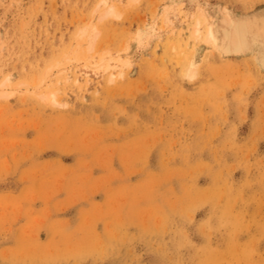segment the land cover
I'll return each instance as SVG.
<instances>
[{
  "label": "rangeland",
  "instance_id": "rangeland-1",
  "mask_svg": "<svg viewBox=\"0 0 264 264\" xmlns=\"http://www.w3.org/2000/svg\"><path fill=\"white\" fill-rule=\"evenodd\" d=\"M263 29L264 0H0V264H264Z\"/></svg>",
  "mask_w": 264,
  "mask_h": 264
},
{
  "label": "bare ground",
  "instance_id": "bare-ground-1",
  "mask_svg": "<svg viewBox=\"0 0 264 264\" xmlns=\"http://www.w3.org/2000/svg\"><path fill=\"white\" fill-rule=\"evenodd\" d=\"M104 14V13H103ZM112 14H114V7H112V6H109V9L105 12V14H104V16L103 17H106V16H110V15H112ZM113 16V15H112ZM202 17H204V16H202ZM202 22V21H201ZM231 24V23H230ZM202 26V25H201ZM199 27H200V22L198 21L197 22V25H196V27H195V29H194V33H195V35H199L200 34V29H199ZM87 29V28H86ZM92 29H94V28H92ZM262 29V28H261ZM83 30V29H82ZM264 30V29H263ZM263 30H261V31H263ZM239 31V30H238ZM82 32V31H81ZM80 32V33H81ZM90 33V31L89 30H83V32H82V34H84V35H86V34H89ZM94 33H95V36L97 35V32H95L94 31ZM88 37V36H87ZM205 40H206V42H210V43H213V44H215V45H217V34H216V31H215V29L212 27V26H208L207 27V29H206V34H205ZM240 37H241V33H239L238 35H235V38L236 39H240ZM92 39H95V37L94 38H92ZM91 39V40H92ZM92 41H94V40H92ZM91 44V43H90ZM170 45H172V44H170ZM92 46H93V44H92ZM91 46V47H92ZM173 47H174V45H172ZM186 46H187V44H186ZM170 48V47H169ZM176 48V47H175ZM172 49V48H171ZM174 51V50H173ZM221 51V50H220ZM180 54H182V52L180 51ZM181 56H183V55H180V58H181ZM187 56V55H186ZM177 58H179V57H177ZM179 58V59H180ZM194 59V58H193ZM189 61V60H188ZM177 63V62H176ZM107 70L109 71V80L112 82V81H114L115 80V77L117 76L116 75V73L113 71V70H110L109 69V67L107 68ZM64 73V72H63ZM184 73H185V75L186 76H188L189 78H192L193 79V77H195L196 76V74H197V66H196V63L194 62V60H191V62L188 64V66L186 67V69H185V71H184ZM70 74H64L63 76L62 75H60V76H62L61 77V79H59V82L60 83H68L70 80H72L73 82H74V84H76V85H79L80 83H81V80H80V76L75 72V74H73V78H71L70 76H69ZM184 75V74H183ZM185 76V77H186ZM190 80V79H189ZM86 82L88 83V79H86ZM3 86H5V87H8L9 86V81L7 80V81H5V83H3ZM53 87H55V86H53ZM49 88V87H48ZM4 95H7V94H0V96H4ZM40 97L39 98H42V99H48V101L49 100H51V101H53L52 103H54V102H56V95L55 94H45V93H42V94H40L39 95ZM60 102V101H59ZM57 104V103H56ZM62 105V104H61Z\"/></svg>",
  "mask_w": 264,
  "mask_h": 264
}]
</instances>
